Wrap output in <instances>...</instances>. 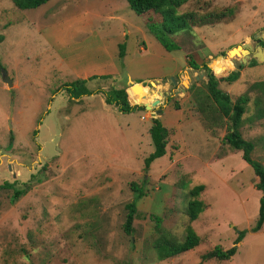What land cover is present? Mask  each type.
Wrapping results in <instances>:
<instances>
[{"label":"rangeland","instance_id":"obj_1","mask_svg":"<svg viewBox=\"0 0 264 264\" xmlns=\"http://www.w3.org/2000/svg\"><path fill=\"white\" fill-rule=\"evenodd\" d=\"M236 3L233 21L168 35L182 48L167 50L126 0H48L31 9L0 0V264H264V222L251 231L257 176L224 142L227 117L202 113L190 89L207 92L203 64L239 72L234 82L219 83L232 100L264 80V60L230 54L242 42H264V0H189L179 11L221 12ZM220 54L230 67L215 59ZM77 81L86 93L73 97L68 86ZM136 81L146 93L162 91V103L129 113L106 103L113 88ZM153 116L167 127L168 143L145 168ZM240 131L264 164V93H249ZM6 182L28 191L12 203ZM131 183L146 195L127 235ZM199 184L198 199L209 204L191 222L200 244L160 259L159 245L186 237L188 192ZM243 229L233 256L202 260L217 245L234 246Z\"/></svg>","mask_w":264,"mask_h":264},{"label":"trees","instance_id":"obj_2","mask_svg":"<svg viewBox=\"0 0 264 264\" xmlns=\"http://www.w3.org/2000/svg\"><path fill=\"white\" fill-rule=\"evenodd\" d=\"M19 9H31L39 7L45 4L48 0H11ZM129 7L139 16L143 17V22L147 26L149 32H151L156 39L167 49L173 50L180 48L179 44L170 41L168 35H172L181 31L191 30L194 27H202L215 25L218 23H229L233 21L238 13L240 6L239 3L228 6L221 12H202L200 9H186L179 11L183 5L189 0H126ZM262 43V42H261ZM261 56L264 57V54ZM223 58H220L219 62H223ZM189 65L193 69H197V65L192 59H189ZM206 70L207 81L205 82L207 92L202 95H198L201 91L195 85L190 87L191 91L195 94V98L198 101V106L202 113L210 116L213 120L215 118L227 117L230 121L228 130L223 138L224 142L229 145L232 150L241 151L242 159L252 167L257 181L255 187L261 191V197L259 199V209L256 224L251 228V231H257L264 222V164L252 157V152L255 148L254 142L245 139L240 131L243 115L246 112V105L249 102V93L252 91H259L264 93V80L255 81L250 84L249 91H246L236 97L235 100L231 99L228 92L219 88L220 82H234L239 78V72L232 70L229 72L223 67L210 68L208 64H203ZM68 91L73 97H79L86 93V89L77 81L76 84H69ZM148 87L133 85L131 88L125 87L116 89L113 88L105 98L107 104L114 105L119 111L123 113H129L136 108L144 109L143 106L135 103H142L141 99L145 103H150L153 98H158L159 95L156 91H150L146 93ZM146 93V95H145ZM145 95V96H144ZM135 104V105H132ZM148 134L153 143L154 149L145 159V168H148L150 163L158 157L163 156L166 153V146L168 143L169 131L167 127L160 121L159 117L151 119V126L148 129ZM12 138V137H10ZM11 145L9 142L8 146ZM6 187L13 188L12 184L5 183ZM132 191L135 192L134 198L125 204L126 214L122 228L125 234L130 235L133 229V220L136 215V203L139 199L146 195V193L139 189L134 183L130 184ZM203 184L195 185L189 190V200L187 202L186 214L189 222L195 220L198 215L208 208L209 204L204 203L201 199H198L200 193L204 189ZM28 191V185L25 188L16 189L13 188V194L11 196V202L15 203L22 195ZM246 229L240 230L234 239V246L228 249H223L220 246H215L211 250H208L201 254L202 260L229 259L236 253L237 244L244 237ZM200 243V237L189 226L187 227V233L184 240L180 243L170 242L166 247L159 245L157 251H159L158 257L164 259L191 251L196 248Z\"/></svg>","mask_w":264,"mask_h":264},{"label":"water","instance_id":"obj_3","mask_svg":"<svg viewBox=\"0 0 264 264\" xmlns=\"http://www.w3.org/2000/svg\"><path fill=\"white\" fill-rule=\"evenodd\" d=\"M259 35V34H258ZM257 34H254L253 38L255 39V41L257 43L260 42V39L258 37H256ZM233 51H236V54H240L242 56L245 57V59L249 58L250 55H249V52L252 51V56L254 58H257V60H264V57L262 58V56L260 55L261 53H264V47L261 46V45H257L255 48L247 43V42H242L241 44L237 45L236 48H231L230 50V53L233 52ZM223 58L224 55L223 54H220V55H217L215 59H218V58ZM236 71V70H235ZM1 74H2V78L4 80V82L9 86V87H12L13 86V81L12 79L8 76L6 70L4 69H1ZM197 79V78H196ZM189 74L187 75V78L186 80L183 82L184 84V87L182 86L181 87V90L185 92V89L188 87V83H189ZM171 84L174 85L176 83V80L174 78H171ZM135 85V83L133 84ZM186 86V87H185ZM132 87V86H131ZM129 87V88H131ZM157 94L162 96L163 95V92L162 91H157ZM162 103V101L159 99V98H154L150 103H139L138 105L140 106H143L144 109L146 110H152L154 109L156 106L160 105ZM11 107H12V104H11ZM158 114L160 113V110L156 111ZM12 110L10 109V117L12 116ZM11 120H9V124H10ZM11 127V124L10 126Z\"/></svg>","mask_w":264,"mask_h":264},{"label":"crops","instance_id":"obj_4","mask_svg":"<svg viewBox=\"0 0 264 264\" xmlns=\"http://www.w3.org/2000/svg\"><path fill=\"white\" fill-rule=\"evenodd\" d=\"M202 27H203V26H202ZM194 28H197V27H194ZM192 29H193V28H192ZM189 37H191V36H189ZM191 38L193 39V37H191ZM187 43H188V44H191V43L193 44V41H192V40H188ZM177 44H179V43L177 42ZM179 46H180V48H182V46H181L180 44H179ZM210 46H211L210 44H206V47H207L208 49H212ZM209 47H210V48H209ZM180 48H179V49H180ZM140 50L142 51L143 49L140 48ZM252 57H253V56H252ZM149 80H153V79H149ZM134 83H135V84H138V83L142 84L141 81H138V82H137V81H136V82H130L129 85H128V86H125V87H128V88H129V87H131V85L134 84ZM125 87H122V88H125ZM198 216H199V215H198ZM197 218H198V217H197ZM197 218H196V219H197ZM196 219H195V220H196ZM193 221H194V220H193ZM193 221H192V222H193ZM190 225H191V227H192V223H191ZM192 228H193V227H192ZM194 231H195V230H194ZM199 244H200V243H199Z\"/></svg>","mask_w":264,"mask_h":264},{"label":"bare ground","instance_id":"obj_5","mask_svg":"<svg viewBox=\"0 0 264 264\" xmlns=\"http://www.w3.org/2000/svg\"><path fill=\"white\" fill-rule=\"evenodd\" d=\"M234 53H236V51H233V52H231L230 54H234ZM261 55V54H260ZM262 58H263V56H262ZM222 64H225V66L226 67H230V64H229V61L228 60H226L224 63L222 62ZM209 65V64H208ZM212 65L213 64H211V65H209L210 66V68H212ZM215 65V64H214ZM142 101V100H141ZM142 103H143V101H142Z\"/></svg>","mask_w":264,"mask_h":264},{"label":"flooded vegetation","instance_id":"obj_6","mask_svg":"<svg viewBox=\"0 0 264 264\" xmlns=\"http://www.w3.org/2000/svg\"><path fill=\"white\" fill-rule=\"evenodd\" d=\"M262 45H264V42H263V43H261V46H262ZM256 46H257V45H256ZM263 47H264V46H263ZM251 53H252V51H250V52H249V55H250V56H252V54H251Z\"/></svg>","mask_w":264,"mask_h":264}]
</instances>
